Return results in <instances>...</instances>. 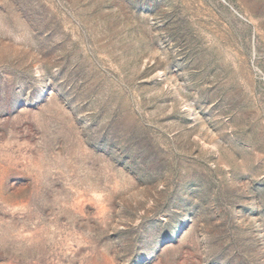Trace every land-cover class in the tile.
<instances>
[{"label":"rangeland","instance_id":"374dc122","mask_svg":"<svg viewBox=\"0 0 264 264\" xmlns=\"http://www.w3.org/2000/svg\"><path fill=\"white\" fill-rule=\"evenodd\" d=\"M0 264H264V0H0Z\"/></svg>","mask_w":264,"mask_h":264}]
</instances>
